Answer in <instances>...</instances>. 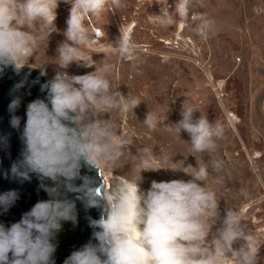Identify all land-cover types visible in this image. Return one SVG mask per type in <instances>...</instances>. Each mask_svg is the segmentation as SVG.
Masks as SVG:
<instances>
[{
  "label": "clouds",
  "instance_id": "9594fccd",
  "mask_svg": "<svg viewBox=\"0 0 264 264\" xmlns=\"http://www.w3.org/2000/svg\"><path fill=\"white\" fill-rule=\"evenodd\" d=\"M60 0H0V72L9 66L19 72L36 56L40 45L57 31L56 9ZM71 5L65 37L57 48L55 76L41 85L47 97L27 105L21 140V159L14 162L10 174L26 181L36 174L50 199L38 201L21 219L5 227L0 223V264H55L56 245L52 242L63 221H76L74 201L61 198V187L76 193L86 208L100 209L99 219L89 218L93 239L73 251L64 264H256L262 243L244 223L240 212L228 209L222 226L212 231L219 217L216 193L208 187V165L191 164L179 169L191 179L152 181L144 191L141 172L159 170L156 155L147 147H137L132 155L134 133L122 131L115 120L104 114L126 115L143 101L125 96L109 78L114 65L104 59L97 63L86 49L96 48L107 37L103 27H89V17L99 18L109 8L121 7V0H64ZM163 16V13L160 14ZM199 21L210 25L192 11V0H179L175 16L169 14L161 23ZM107 53L134 61L130 36L120 30L116 41L108 42ZM93 67L84 75H69L71 64ZM46 64V63H45ZM45 64L41 75H46ZM23 82L17 85V89ZM20 97L10 102L11 126L19 129L21 118L14 113ZM199 113L197 117L195 114ZM175 131L186 132L192 152L211 155L225 128L210 121L200 109L184 100ZM161 116L148 111L143 121L149 131H156ZM6 143V138H0ZM131 161L128 175H113V170ZM219 171L221 162H211ZM95 169L101 178L97 184L81 176V167ZM169 169V168H164ZM9 173H5L7 178ZM110 174V175H108ZM108 175L106 179L105 176ZM82 183L76 185L75 180ZM49 180L51 185L43 181ZM19 194L15 190L0 193V211L7 212ZM238 242L239 247H234Z\"/></svg>",
  "mask_w": 264,
  "mask_h": 264
},
{
  "label": "rangeland",
  "instance_id": "374dc122",
  "mask_svg": "<svg viewBox=\"0 0 264 264\" xmlns=\"http://www.w3.org/2000/svg\"><path fill=\"white\" fill-rule=\"evenodd\" d=\"M179 0H121V7L109 8L99 18L89 17V27H103L104 42L86 49L99 63L104 59L114 65L110 79L125 96L130 93L143 102L132 113L104 114L123 132L137 138L130 146L147 147L156 155L159 170L141 172L140 187L147 191L152 181H188L190 176L173 170L191 164L208 165V187L216 193L219 217L212 231L222 226L230 208L241 213L247 228L264 238V0H192V11L210 21L161 23L169 14L175 16ZM71 5L60 0L56 9V32L42 43L29 65L52 79L58 46L64 42ZM163 13V16L160 14ZM120 30L129 34L134 45V61L107 53L108 42H115ZM261 64V68H257ZM27 66V65H26ZM93 67L71 64L69 75H84ZM188 100L225 128L214 153L192 152L189 135L175 131L181 106ZM148 111L161 116L156 131H149L143 121ZM197 117L199 113L195 114ZM221 162L213 171L211 162ZM131 161L113 170V175H131ZM110 175V174H108ZM108 175L105 178H108ZM238 242L234 247H239ZM256 264H264V240Z\"/></svg>",
  "mask_w": 264,
  "mask_h": 264
},
{
  "label": "water",
  "instance_id": "95a60500",
  "mask_svg": "<svg viewBox=\"0 0 264 264\" xmlns=\"http://www.w3.org/2000/svg\"><path fill=\"white\" fill-rule=\"evenodd\" d=\"M51 80L41 71L25 66L19 74L13 67L9 66L0 72V138H6V143H0V193L15 190L19 198L7 212L0 211V223L9 227L12 223L19 221L22 215L29 211L38 201L50 199L48 193L41 187V180L36 174L31 175L30 180L19 181L10 174L11 165L21 159L23 142L21 133L26 122L27 105L36 100H46V91H41V85ZM23 82V86L17 89V85ZM15 97H20V107L14 113L21 118L20 128L11 126L10 120L13 113L9 112V104ZM5 173H9L7 178ZM81 176H88L95 180L97 184L101 182L97 171L89 169L87 166L81 167ZM46 185H51L49 180L43 181ZM80 185L82 180L74 181ZM61 198H67L75 203L76 221H63L61 230L55 235L53 243L56 251L53 255L55 264H64L67 257L73 251L79 250L93 239L94 229L89 226V218L99 219L100 209L86 208L84 202L77 199L76 193L66 192L63 187L60 189Z\"/></svg>",
  "mask_w": 264,
  "mask_h": 264
},
{
  "label": "bare ground",
  "instance_id": "6f19581e",
  "mask_svg": "<svg viewBox=\"0 0 264 264\" xmlns=\"http://www.w3.org/2000/svg\"><path fill=\"white\" fill-rule=\"evenodd\" d=\"M261 66H262L261 64H259V65L257 64V68H258V69H259V67L261 68Z\"/></svg>",
  "mask_w": 264,
  "mask_h": 264
}]
</instances>
